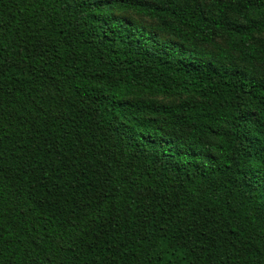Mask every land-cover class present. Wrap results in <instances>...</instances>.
<instances>
[{
	"label": "trees",
	"instance_id": "16d2710c",
	"mask_svg": "<svg viewBox=\"0 0 264 264\" xmlns=\"http://www.w3.org/2000/svg\"><path fill=\"white\" fill-rule=\"evenodd\" d=\"M0 264H264V0H0Z\"/></svg>",
	"mask_w": 264,
	"mask_h": 264
}]
</instances>
